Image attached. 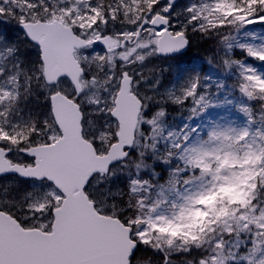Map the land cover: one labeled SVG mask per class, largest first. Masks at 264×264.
Here are the masks:
<instances>
[{
	"label": "snow or ice",
	"instance_id": "1",
	"mask_svg": "<svg viewBox=\"0 0 264 264\" xmlns=\"http://www.w3.org/2000/svg\"><path fill=\"white\" fill-rule=\"evenodd\" d=\"M250 25L264 0H0V264H264V34ZM193 36L212 55L166 78L153 58ZM76 144L93 162L79 181ZM70 237V252L34 251Z\"/></svg>",
	"mask_w": 264,
	"mask_h": 264
},
{
	"label": "water",
	"instance_id": "2",
	"mask_svg": "<svg viewBox=\"0 0 264 264\" xmlns=\"http://www.w3.org/2000/svg\"><path fill=\"white\" fill-rule=\"evenodd\" d=\"M187 50L188 49H185L183 52H177L174 54V56L184 53ZM78 131H79L78 127L74 125L73 126L74 134H78ZM130 132H131V129L126 128L125 124L122 122L121 134L130 135ZM89 151H90V148H84L80 144H76L73 146L72 151L68 154L66 158L67 172L71 177H74L77 181L81 179L82 170L88 167H91L93 164V162L89 158ZM74 248H75V240L70 237L68 240L64 242L63 245H61L57 249L34 250V251L36 252V254L54 256V255L62 254L64 252H70L74 250Z\"/></svg>",
	"mask_w": 264,
	"mask_h": 264
},
{
	"label": "trees",
	"instance_id": "3",
	"mask_svg": "<svg viewBox=\"0 0 264 264\" xmlns=\"http://www.w3.org/2000/svg\"><path fill=\"white\" fill-rule=\"evenodd\" d=\"M10 27L12 28H17L18 25L15 24H11ZM263 29H264V25H263ZM17 39L12 41L13 43H19L20 41H22L24 39V37L22 36L21 33H16ZM213 41H200L196 36H193V43L191 45V47L189 48V51L181 56L180 58L183 57H199L200 59L198 61H196L195 63L197 65H200V62L204 60L205 55H212V52L214 51L213 47ZM238 56L242 55V53H237ZM179 59V58H178ZM186 67V65H185ZM177 68V65L168 72L166 73L165 76L166 78H171L173 76V71ZM202 68L204 69V73L203 74H209L213 72V69L207 64L204 63L202 65ZM199 70V69H198ZM212 75H217L215 72L212 73ZM177 118V120H176ZM170 120L172 123L176 124L177 126H180L181 121L183 120V117L180 115V113H177L176 111L172 112V115L170 117Z\"/></svg>",
	"mask_w": 264,
	"mask_h": 264
},
{
	"label": "rangeland",
	"instance_id": "4",
	"mask_svg": "<svg viewBox=\"0 0 264 264\" xmlns=\"http://www.w3.org/2000/svg\"><path fill=\"white\" fill-rule=\"evenodd\" d=\"M186 2H187V0H186ZM186 2H185V3H186ZM185 3H181V4H179V5H180V6H183ZM249 28L255 30L256 32H258V33H260V34H264L263 25H260V26H258V25H250ZM153 63H155V62H154V58H153ZM168 66H169V63L167 64V67H168ZM215 78H217V77H215ZM220 79H222V78H220Z\"/></svg>",
	"mask_w": 264,
	"mask_h": 264
}]
</instances>
